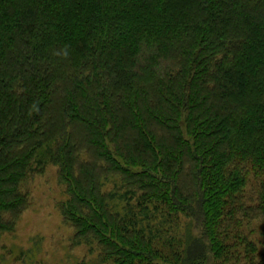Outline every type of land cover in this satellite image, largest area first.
<instances>
[{
	"label": "trees",
	"instance_id": "obj_1",
	"mask_svg": "<svg viewBox=\"0 0 264 264\" xmlns=\"http://www.w3.org/2000/svg\"><path fill=\"white\" fill-rule=\"evenodd\" d=\"M47 165L103 262L264 264V0H0V233Z\"/></svg>",
	"mask_w": 264,
	"mask_h": 264
},
{
	"label": "rangeland",
	"instance_id": "obj_2",
	"mask_svg": "<svg viewBox=\"0 0 264 264\" xmlns=\"http://www.w3.org/2000/svg\"><path fill=\"white\" fill-rule=\"evenodd\" d=\"M117 186L119 180L109 177L103 180L102 191L109 194ZM21 190L27 196V206L12 229L0 233V264H109L102 261L94 243L75 240L74 229L64 222L60 205L66 201L67 193L58 180L55 166L47 165L42 172L29 175ZM257 224L253 222L254 230L244 229V234L262 246L264 236ZM184 233L185 218L180 217L172 234L183 238ZM257 249L254 259H259L263 251L262 247ZM209 260V264H219L211 257ZM244 262L241 256L238 261L226 264Z\"/></svg>",
	"mask_w": 264,
	"mask_h": 264
}]
</instances>
